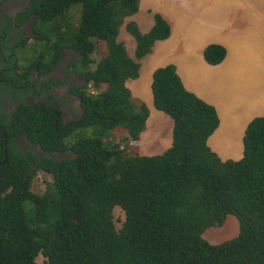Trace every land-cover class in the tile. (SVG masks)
Listing matches in <instances>:
<instances>
[{"label":"trees","instance_id":"trees-1","mask_svg":"<svg viewBox=\"0 0 264 264\" xmlns=\"http://www.w3.org/2000/svg\"><path fill=\"white\" fill-rule=\"evenodd\" d=\"M76 3L83 6L81 24L58 37L52 58L5 74L21 100L30 88L24 85L29 70L45 74L68 47L82 55L90 91L83 93L82 117L69 124L50 104L52 95L30 108L23 103L6 123L0 264H40V256L43 264H264V115L249 122L243 157L222 159L209 145L220 125L216 107L187 88L176 65H163L154 70L151 89L154 107L173 118L172 142L159 154L143 155L141 134L151 112L127 81L139 77L141 59L170 37L171 25L161 13L145 34L135 20L127 22L137 40L131 55L118 38L140 0H32L18 23L35 15L36 39L49 41L55 16ZM226 50L212 43L206 60L217 65ZM84 129L88 133H74ZM16 133L73 156L39 159L19 152L11 144ZM4 139L0 131V161ZM39 172L43 182L36 179ZM117 207L124 211L120 217ZM230 214L239 221V234L219 244L207 240L206 230L222 226Z\"/></svg>","mask_w":264,"mask_h":264},{"label":"rangeland","instance_id":"rangeland-1","mask_svg":"<svg viewBox=\"0 0 264 264\" xmlns=\"http://www.w3.org/2000/svg\"><path fill=\"white\" fill-rule=\"evenodd\" d=\"M248 2L250 0H140L139 11L126 18L118 39L125 42L131 55L136 51L137 40L126 29L130 20H135L145 34L155 25V14L161 13L172 28L170 37L156 41L152 52L141 59L139 77L127 81L133 96L144 101L151 112L141 134L143 155L159 154L172 142L173 118L152 105L150 73L156 66L174 64L187 88L218 111L220 125L210 137L209 145L222 159L243 157L245 130L253 118L264 115V0H252V4H261L258 10L249 4L254 14L245 6ZM82 10V4L76 3L64 15L55 16L56 20L52 21L56 29L60 28L51 29L49 41L31 35L25 39V44L20 43L15 51L20 72L32 62L39 64L51 59L58 37H67L70 31L79 28ZM249 35L255 37L242 44ZM212 43H220L227 49L226 57L217 65L208 63L205 57V50ZM92 57L98 59L97 54L93 53ZM81 63L79 60V68ZM87 130L74 133H88ZM41 177L40 172L36 179L41 182ZM115 212L118 217L124 213L118 207ZM239 232V221L230 214L222 226L207 229L204 237L219 244ZM38 261L43 264V257Z\"/></svg>","mask_w":264,"mask_h":264},{"label":"flooded vegetation","instance_id":"flooded-vegetation-1","mask_svg":"<svg viewBox=\"0 0 264 264\" xmlns=\"http://www.w3.org/2000/svg\"><path fill=\"white\" fill-rule=\"evenodd\" d=\"M32 0H0V131L3 132L5 140V157L0 163H6L9 159L8 147L10 141L7 137L6 123L10 121L12 116L21 108L24 103L28 108L35 106L37 101H50L55 108H59L65 124L79 120L84 113L82 98L86 90V76L84 73L83 62L82 67H78L79 60L82 55L77 51L66 47L55 62L51 70L40 75V69L34 67L29 70L25 79V86H29L28 90H24L22 99L18 100L13 91L9 90V80L5 74L9 71L15 73L20 72L19 59L15 51L20 43L25 44V39L36 36L37 33L33 28L35 15L27 17L22 23H18V15L20 12L27 10ZM14 60V61H13ZM12 66H10L11 62ZM28 66V65H27ZM26 67V66H25ZM38 78V79H36ZM36 79V81H35ZM22 89L23 86L14 85ZM7 142V148H6ZM11 144L19 152L29 154L33 152L39 159L44 156H50L55 160H62L69 155L73 156L70 150H49L44 149L38 142L31 140L28 134L16 133L11 138ZM7 152V153H6ZM8 155L7 161L5 160ZM32 167L36 166L32 163ZM32 174L27 172L26 175Z\"/></svg>","mask_w":264,"mask_h":264},{"label":"crops","instance_id":"crops-1","mask_svg":"<svg viewBox=\"0 0 264 264\" xmlns=\"http://www.w3.org/2000/svg\"><path fill=\"white\" fill-rule=\"evenodd\" d=\"M252 4L253 2H252V0H250V2H248V3H246V7L250 10V13L251 14H254L253 12L255 11L252 7H250L249 6V4ZM254 7L256 6V9L258 10L259 9V7H260V5L261 4H252ZM259 17H260V15H259ZM256 29H257V31H258V29H259V26L258 27H256ZM254 30H255V28H254ZM233 32V31H232ZM253 37H255V36H253V35H249L248 36V38L244 41V42H242V44H245V43H247V42H249ZM245 53H247V52H245ZM248 54V53H247ZM157 67H159V66H156V67H154V68H152V71H151V73H150V76L152 77V74H153V72H154V70H155V68H157ZM183 80H184V82H185V79L183 78ZM151 82H152V80H151ZM185 84H186V82H185ZM186 86H187V84H186ZM149 88V87H148ZM154 103H152V105H153ZM151 105V106H152ZM152 154H154V153H152ZM152 154H150V155H152Z\"/></svg>","mask_w":264,"mask_h":264},{"label":"clouds","instance_id":"clouds-1","mask_svg":"<svg viewBox=\"0 0 264 264\" xmlns=\"http://www.w3.org/2000/svg\"><path fill=\"white\" fill-rule=\"evenodd\" d=\"M39 174H40V172H39ZM44 180H45V177H44V175L42 174L41 182H43Z\"/></svg>","mask_w":264,"mask_h":264},{"label":"water","instance_id":"water-1","mask_svg":"<svg viewBox=\"0 0 264 264\" xmlns=\"http://www.w3.org/2000/svg\"><path fill=\"white\" fill-rule=\"evenodd\" d=\"M0 80H4V79H1V78H0ZM6 148H7V142H6ZM6 153H7V152H6ZM7 159H8V155H7V157H6L5 160L7 161Z\"/></svg>","mask_w":264,"mask_h":264}]
</instances>
